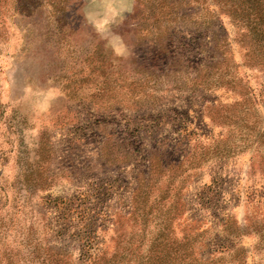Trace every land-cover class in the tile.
Returning a JSON list of instances; mask_svg holds the SVG:
<instances>
[{
  "label": "rangeland",
  "instance_id": "obj_1",
  "mask_svg": "<svg viewBox=\"0 0 264 264\" xmlns=\"http://www.w3.org/2000/svg\"><path fill=\"white\" fill-rule=\"evenodd\" d=\"M231 0H0V264H264V40Z\"/></svg>",
  "mask_w": 264,
  "mask_h": 264
},
{
  "label": "trees",
  "instance_id": "obj_2",
  "mask_svg": "<svg viewBox=\"0 0 264 264\" xmlns=\"http://www.w3.org/2000/svg\"><path fill=\"white\" fill-rule=\"evenodd\" d=\"M231 1L229 4L236 19L242 22L253 36L260 34L264 40V0Z\"/></svg>",
  "mask_w": 264,
  "mask_h": 264
}]
</instances>
